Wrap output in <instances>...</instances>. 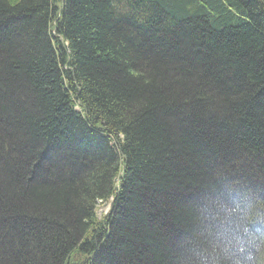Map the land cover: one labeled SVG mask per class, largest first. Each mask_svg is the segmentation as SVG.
I'll use <instances>...</instances> for the list:
<instances>
[{
  "label": "trees",
  "instance_id": "obj_1",
  "mask_svg": "<svg viewBox=\"0 0 264 264\" xmlns=\"http://www.w3.org/2000/svg\"><path fill=\"white\" fill-rule=\"evenodd\" d=\"M0 264H264V0H0Z\"/></svg>",
  "mask_w": 264,
  "mask_h": 264
},
{
  "label": "rangeland",
  "instance_id": "obj_2",
  "mask_svg": "<svg viewBox=\"0 0 264 264\" xmlns=\"http://www.w3.org/2000/svg\"><path fill=\"white\" fill-rule=\"evenodd\" d=\"M38 178V177H37ZM199 194V193H198ZM198 196L196 195V198H197ZM187 198V197H186ZM189 199V201H190V198H188ZM194 199V198H193ZM192 199V200H193ZM111 207H110V205L109 206H104V207H102L99 211H102V212H104V213H106L107 211H109V209H110ZM100 214H103V213H100ZM190 223H188V225L186 224V226H184L183 227V230H182V232L180 233V236H179V238H180V240H181V242H182V244L184 243L185 244V238H186V235L184 234V232L185 231H189L190 230V228H191V226L189 225ZM186 233V232H185ZM173 238H174V240L175 239H177L178 237H177V233H173ZM174 245V244H173Z\"/></svg>",
  "mask_w": 264,
  "mask_h": 264
},
{
  "label": "bare ground",
  "instance_id": "obj_3",
  "mask_svg": "<svg viewBox=\"0 0 264 264\" xmlns=\"http://www.w3.org/2000/svg\"><path fill=\"white\" fill-rule=\"evenodd\" d=\"M102 202V201H101Z\"/></svg>",
  "mask_w": 264,
  "mask_h": 264
}]
</instances>
